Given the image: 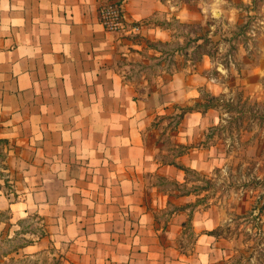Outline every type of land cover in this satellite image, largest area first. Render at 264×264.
Returning <instances> with one entry per match:
<instances>
[{
    "label": "crops",
    "instance_id": "1",
    "mask_svg": "<svg viewBox=\"0 0 264 264\" xmlns=\"http://www.w3.org/2000/svg\"><path fill=\"white\" fill-rule=\"evenodd\" d=\"M100 4L0 0V138L23 134L28 142L23 184L34 188V198L44 195L53 220L51 235L43 240L51 242L55 234L66 242L72 264H212L227 248L208 233L217 228L206 225L211 214L200 205L193 211L187 207L197 196L177 193L168 182L185 183L184 171L162 163L155 140L145 137L158 115L189 105V93L210 87L209 79L175 71L143 95L117 69L116 32L100 20ZM162 5L161 0H127L124 19L141 22ZM198 113L183 119L178 143L200 140L212 124L209 113ZM57 157L59 168L53 164ZM206 160L210 163L211 150L205 147L176 157L198 171L202 163L204 172ZM144 174L160 184H146ZM149 199L154 209L147 206ZM157 211L166 216L163 228L156 223ZM188 222L197 241L189 256L180 244Z\"/></svg>",
    "mask_w": 264,
    "mask_h": 264
},
{
    "label": "rangeland",
    "instance_id": "2",
    "mask_svg": "<svg viewBox=\"0 0 264 264\" xmlns=\"http://www.w3.org/2000/svg\"><path fill=\"white\" fill-rule=\"evenodd\" d=\"M126 1L101 0L98 14L109 5L121 14L119 29H109L116 32L118 43L115 63L143 95L148 87L167 82L175 71L201 73L210 82V87L189 93L191 102L186 106L196 111L185 117L209 113L212 124L201 131L200 140L184 145H192L189 151L210 149L211 161L206 160L205 172L202 163L200 171L192 167L184 171L183 185L168 182L177 193L197 196L187 206L192 211L200 205V211L211 214L206 225L217 228L208 233L215 231L227 248L222 259L217 256L212 264H264V0H161L160 11L135 23L123 17ZM129 24L140 29L133 31ZM207 95L215 97L212 107L203 111L199 108L207 103ZM171 112L158 115L154 129L145 134L151 142L155 140L159 159H173L182 145L179 131L185 117L175 126L172 117L179 111L174 107ZM24 137L8 138L7 158L0 154V264H72L67 262L66 242L55 234L51 242L43 240L51 235L53 220L47 216L44 195L34 198V188L23 184L21 166L28 163L30 151ZM60 163L55 158L57 168ZM3 164L8 170L1 168ZM142 180L160 184L149 174ZM53 199L59 203L58 196ZM150 202L146 201L147 206L154 209ZM155 216L158 227H165V214L157 211ZM200 221L199 226L205 224L202 217ZM196 242V231L188 222L180 238L182 252L191 255ZM27 243L32 244L22 246Z\"/></svg>",
    "mask_w": 264,
    "mask_h": 264
},
{
    "label": "trees",
    "instance_id": "3",
    "mask_svg": "<svg viewBox=\"0 0 264 264\" xmlns=\"http://www.w3.org/2000/svg\"><path fill=\"white\" fill-rule=\"evenodd\" d=\"M123 13H124V10H123ZM100 20H101V19H100ZM207 96H208V95H207ZM208 97H209V98H208L209 101H208L207 98H206L207 103L204 105L205 107L203 106L202 108H199V109H202V110L204 111V110H206V109L212 107V104H211L210 101H211L212 99H214L215 96L210 95V96H208ZM175 108L179 111V112H177L176 114H174L173 117H172V119H176V125H175V126H178V125L180 124L181 120L185 117V115H186L187 113L192 112V111H194V110L196 111V107H189V106H180V105H176ZM166 117L171 118L170 116H166ZM162 118H165V117H162ZM9 142H10V140H9L8 138H0V154H1V156H2L3 158H4V157L7 158V155H8V149H10L9 146H8ZM179 147H180V150H178V152H177L176 154L173 155V157H174L173 159H168V158H166V157H162V158H160V161H161L162 163L173 164V165L179 167L180 169H182L183 171H185V172L187 173V172H189L191 169H190L189 167L185 166L184 164H181V163L177 162V161L175 160V158L178 157V156H182V155L186 154V153L189 151V149L192 148V145H184V144H182V145H179ZM9 151H10V150H9ZM1 168H3V170H4V169H7L8 167H7L6 165L3 164V165L1 166ZM7 170H8V169H7ZM192 217H193V213L190 214L189 221L192 220ZM213 232H215V231H213ZM213 232H211V233H213ZM42 236H44V234H43ZM30 244H32V243H27V244L22 245V246L25 247V246L30 245ZM19 247H20V246H19Z\"/></svg>",
    "mask_w": 264,
    "mask_h": 264
},
{
    "label": "built area",
    "instance_id": "4",
    "mask_svg": "<svg viewBox=\"0 0 264 264\" xmlns=\"http://www.w3.org/2000/svg\"><path fill=\"white\" fill-rule=\"evenodd\" d=\"M102 11L99 12V16L100 14H102V16L104 17H100L101 21L104 23L105 27L107 29H111V30H117L119 29V25H120V13L118 12V10L116 8H114L113 6H108V7H103L101 9ZM107 16H111L113 18V21H110L108 18L110 17H107ZM123 17H124V14H123ZM125 22V20H124ZM139 26L137 24H133L132 25V30L133 31H136V30H139Z\"/></svg>",
    "mask_w": 264,
    "mask_h": 264
},
{
    "label": "water",
    "instance_id": "5",
    "mask_svg": "<svg viewBox=\"0 0 264 264\" xmlns=\"http://www.w3.org/2000/svg\"><path fill=\"white\" fill-rule=\"evenodd\" d=\"M264 203V197H263V199L261 200V205Z\"/></svg>",
    "mask_w": 264,
    "mask_h": 264
}]
</instances>
